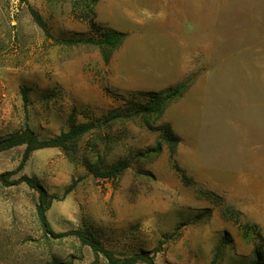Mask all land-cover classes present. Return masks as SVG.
<instances>
[{"label":"rangeland","instance_id":"374dc122","mask_svg":"<svg viewBox=\"0 0 264 264\" xmlns=\"http://www.w3.org/2000/svg\"><path fill=\"white\" fill-rule=\"evenodd\" d=\"M106 30L126 33L108 61L85 42ZM180 85L161 114L97 122ZM87 122L98 126L68 151H33L10 178L43 186L55 233L91 231L118 262L264 264V0H0V139ZM23 152H1L0 174ZM85 162L126 169L97 178ZM37 200L0 182V264H111L73 235H45Z\"/></svg>","mask_w":264,"mask_h":264},{"label":"trees","instance_id":"16d2710c","mask_svg":"<svg viewBox=\"0 0 264 264\" xmlns=\"http://www.w3.org/2000/svg\"><path fill=\"white\" fill-rule=\"evenodd\" d=\"M21 3H28V0H19ZM96 2L97 0H91ZM29 12L33 18V21L42 29L46 37H52L45 22L38 15V13L29 7ZM126 36V33L117 31V30H106L102 33V37L99 40H85L86 43H92L98 45L102 49V54L106 61H108L110 53L121 43V41ZM62 42L63 40H57ZM81 40H66L69 43H77ZM184 90V86L180 85L166 91L162 92H147L145 94V101L140 104L138 107H135L133 110L128 112L113 111L102 118H99L97 122L100 125L109 124L111 121L123 118L125 116L132 117L138 114L144 115H158L161 114L165 106L172 101L173 99L179 97ZM98 125L94 122H87L79 124L77 126H72L68 131H62L58 135L50 138H39L33 130L30 128H25L23 130L14 132L7 137L0 139V153L8 151L18 146H24V152L19 166L15 170L6 171L0 174V182L2 185H18L24 183L29 188L34 189L38 192V200L35 206L36 215L40 226L45 235H50L52 237H64L68 235H73L79 239L83 245L89 246L95 254V257H98L99 254H102L105 259L111 264H135L138 261L146 262L147 264H154L153 260L146 253L135 254L134 256L128 257L121 262L115 260L110 251L106 250L100 241V239L91 231L83 232L81 230H72L67 233H55L46 217V211L49 207L51 199L48 196V193L43 188V186L38 183L34 178L29 177L25 174L20 175L18 178L10 180L11 177L17 175L20 170L24 167L26 161L29 159L33 151L45 148H61L62 150L68 151L72 145H74L80 138L97 127ZM162 137L167 142L171 155L174 154L176 146L179 142V139L174 134L172 129L169 126H164L161 128ZM160 146H156L154 151L159 152ZM87 169L97 178L113 179L117 178L122 174L126 169L125 163H120L109 167L106 170H101L97 163H88L85 162ZM181 172L183 180L188 183L189 179L186 178L184 172ZM71 190L70 188L68 191ZM256 264H260V256L255 253Z\"/></svg>","mask_w":264,"mask_h":264}]
</instances>
